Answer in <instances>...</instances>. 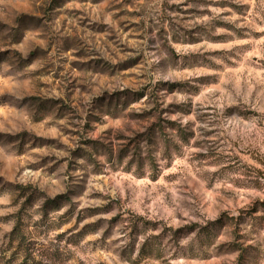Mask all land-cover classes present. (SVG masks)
Segmentation results:
<instances>
[{
    "label": "rangeland",
    "instance_id": "1",
    "mask_svg": "<svg viewBox=\"0 0 264 264\" xmlns=\"http://www.w3.org/2000/svg\"><path fill=\"white\" fill-rule=\"evenodd\" d=\"M18 235L264 264V0H0V264Z\"/></svg>",
    "mask_w": 264,
    "mask_h": 264
},
{
    "label": "trees",
    "instance_id": "2",
    "mask_svg": "<svg viewBox=\"0 0 264 264\" xmlns=\"http://www.w3.org/2000/svg\"><path fill=\"white\" fill-rule=\"evenodd\" d=\"M17 237L19 240L17 241L13 253L4 264H14L17 260H19L18 264H43L41 261L36 262V260H34L32 257V250L28 248L27 244L21 242L22 236L18 235Z\"/></svg>",
    "mask_w": 264,
    "mask_h": 264
}]
</instances>
